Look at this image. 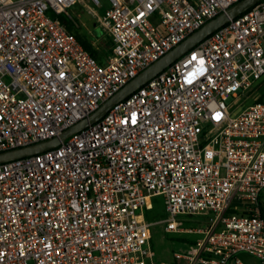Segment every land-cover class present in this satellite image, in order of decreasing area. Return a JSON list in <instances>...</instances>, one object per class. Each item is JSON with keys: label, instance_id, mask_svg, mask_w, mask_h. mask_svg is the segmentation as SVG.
<instances>
[{"label": "built area", "instance_id": "built-area-1", "mask_svg": "<svg viewBox=\"0 0 264 264\" xmlns=\"http://www.w3.org/2000/svg\"><path fill=\"white\" fill-rule=\"evenodd\" d=\"M238 1L107 0L99 63L58 19L78 0H0V153L57 138ZM263 87L264 0L59 146L1 163L0 264H264V103L226 105ZM156 196L165 232L200 236L166 261L144 249Z\"/></svg>", "mask_w": 264, "mask_h": 264}, {"label": "rangeland", "instance_id": "rangeland-1", "mask_svg": "<svg viewBox=\"0 0 264 264\" xmlns=\"http://www.w3.org/2000/svg\"><path fill=\"white\" fill-rule=\"evenodd\" d=\"M100 5L99 7L93 6V4L89 3L87 0H78L77 4L72 6L68 13L76 22L78 26L76 33L80 34L84 39L90 42L95 48L99 45L93 43L91 41L92 38V30L96 31L100 34L99 29L96 27L97 19L99 16L102 15L104 10L108 7L107 0H98ZM92 9V12H91ZM104 62L105 55H108L107 47H100ZM105 56V57H104ZM258 93L256 91H252L249 93L245 98L241 100H233L229 98L226 101L227 106H231L234 110V113H238L241 111L245 106L250 104L256 97H258ZM152 207L153 209L149 212H146L148 215L149 220L147 222L154 224L150 227V235L151 239L149 241V245L144 247V249H149L154 257L153 261H166L170 260L174 253H181L185 254L191 246L179 242V239H185L188 241H196L199 239V235L196 234H181V233H167L165 232V225L163 224L164 219L166 218L165 210H164V201L162 196H156L152 200ZM177 222L179 223L180 228L184 231L189 229H196L204 227V217L202 216H178ZM241 262L244 264H256V260L250 258L246 255H241L238 257ZM27 264H33L29 261Z\"/></svg>", "mask_w": 264, "mask_h": 264}, {"label": "water", "instance_id": "water-1", "mask_svg": "<svg viewBox=\"0 0 264 264\" xmlns=\"http://www.w3.org/2000/svg\"><path fill=\"white\" fill-rule=\"evenodd\" d=\"M260 1L262 0L238 1L233 6L228 8L225 12H222L213 19L209 20L199 30L189 35L185 40L175 46L168 53H166L160 59H158L157 61L149 65L147 68H145L143 71H141L135 78L130 80L111 98L101 104L98 109L94 111L88 118H85L72 125L67 130L63 131L57 138H52L50 140L40 142L34 145L0 153V164L15 159L36 155L59 146L60 142L64 141L66 138L70 137L71 135L77 132H80L88 125H91L100 120L114 104L128 97L131 93L142 87L148 81L153 79L156 75H158L168 66H170L179 57H181L187 51L196 46L201 40L210 36L213 32L226 25L239 15L245 13L247 10L255 6Z\"/></svg>", "mask_w": 264, "mask_h": 264}, {"label": "trees", "instance_id": "trees-1", "mask_svg": "<svg viewBox=\"0 0 264 264\" xmlns=\"http://www.w3.org/2000/svg\"><path fill=\"white\" fill-rule=\"evenodd\" d=\"M58 19L66 27L67 31L72 33L75 36L76 40L82 45L84 50H86L90 54V56H92L99 63H102V60H103L102 55L104 53L102 52V49H100V47L103 48V47L106 46L107 49H108V54H109L110 53V43H109V41L107 39H102L100 44H99V46L97 48H95L90 42H88L80 34L75 32V31H77L78 26L76 25V22L73 20V18L72 19H67L65 16H59ZM105 56H107V54ZM256 102L264 103V87H263V90H262L261 94L256 98ZM152 209H153V207H152ZM263 215H264V211H263ZM145 219H146V221L149 220L148 215L145 216ZM179 242L187 244L188 246H192V245L195 244V241H188V240H185V239H179Z\"/></svg>", "mask_w": 264, "mask_h": 264}, {"label": "crops", "instance_id": "crops-1", "mask_svg": "<svg viewBox=\"0 0 264 264\" xmlns=\"http://www.w3.org/2000/svg\"><path fill=\"white\" fill-rule=\"evenodd\" d=\"M103 14V13H102ZM96 27L99 29L100 27L99 26H97L96 25ZM99 31H100V34H98L96 31H94V30H92V38H91V41L93 42V43H96L97 45H99L100 44V42H101V40L102 39H107V37L105 36V34L102 32V30L101 29H99ZM108 40V39H107ZM261 197H262V199L264 200V192L262 193V195H261ZM241 255H246V254H241ZM240 255H238V257H239ZM247 256V255H246ZM250 258H252V257H250ZM252 259H254V258H252ZM256 260V259H255ZM257 261V260H256ZM243 263V262H242ZM244 264V263H243ZM256 264H258V261L256 262Z\"/></svg>", "mask_w": 264, "mask_h": 264}]
</instances>
